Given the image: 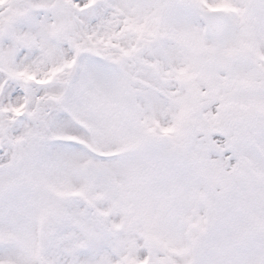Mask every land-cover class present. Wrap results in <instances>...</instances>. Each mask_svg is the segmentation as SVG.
<instances>
[{
    "label": "snow or ice",
    "instance_id": "6c2138e0",
    "mask_svg": "<svg viewBox=\"0 0 264 264\" xmlns=\"http://www.w3.org/2000/svg\"><path fill=\"white\" fill-rule=\"evenodd\" d=\"M0 264H264V0H0Z\"/></svg>",
    "mask_w": 264,
    "mask_h": 264
}]
</instances>
